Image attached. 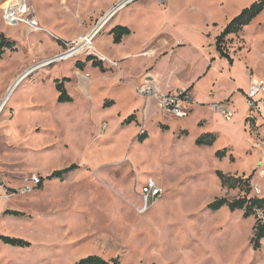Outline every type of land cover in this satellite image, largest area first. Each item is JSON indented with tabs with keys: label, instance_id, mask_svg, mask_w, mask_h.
Masks as SVG:
<instances>
[{
	"label": "rangeland",
	"instance_id": "rangeland-1",
	"mask_svg": "<svg viewBox=\"0 0 264 264\" xmlns=\"http://www.w3.org/2000/svg\"><path fill=\"white\" fill-rule=\"evenodd\" d=\"M8 1L0 0V29L20 46L17 54L8 51L0 60V89L27 55L22 27L5 24L3 8ZM47 1L57 13L65 12L71 18L73 9L75 16L81 11L76 4H84L81 0ZM110 1L93 0V5ZM30 2L38 16V0ZM221 3L224 0H176L170 15H162L145 2L133 10L136 16L141 8L147 17L175 21L177 36L196 39L202 33L215 35L218 27L214 23L221 25L225 19L226 5ZM231 9L228 7V14ZM135 15L127 20L138 28ZM76 27L70 21L59 25L69 33ZM245 31L251 53L241 52L245 46L240 37L227 44L231 55L240 52L232 79L223 69L230 66L229 61L223 58L218 64L225 74L213 90L219 98L235 86L247 92L250 74L264 79V15ZM143 33L157 34L151 30ZM35 37L45 51L51 50L54 41L47 32ZM101 46L107 50L109 43L105 40ZM246 62L257 66L249 72ZM195 63L196 69L201 68L200 62ZM71 65L72 60L63 61L48 69L50 73L33 71L13 93L0 118V190L7 198L1 200L0 235L29 243L12 246L0 241V264H75L92 255L118 259L119 264H264V239L258 249L252 244L256 218H244L242 211L228 207L210 208L217 199L245 195L239 189L223 187L218 172L244 178L254 173L250 196L254 195V178L264 195V174L257 172L260 150L249 134L244 94L230 105L235 113L231 122L208 108L213 115V131L209 132L216 131L217 140L213 146L200 147L197 128L190 127L189 135L180 133L175 119L171 130H164L161 113L151 121L124 125L131 114L122 122L121 118L133 106L138 107L142 98L133 86L125 88L113 76L92 73L93 98L80 96L71 88L75 103L61 106L50 82L54 77L70 78L74 74ZM210 79L200 86L202 99L212 96ZM107 100H115L116 105L105 107ZM10 107L16 116L11 115ZM256 118L264 135V106ZM141 127L147 131L143 140L138 135ZM72 165L79 169L63 179L46 180L41 188L35 186V179ZM149 180L163 192L146 205L143 187ZM6 210L24 216H4Z\"/></svg>",
	"mask_w": 264,
	"mask_h": 264
},
{
	"label": "crops",
	"instance_id": "crops-1",
	"mask_svg": "<svg viewBox=\"0 0 264 264\" xmlns=\"http://www.w3.org/2000/svg\"><path fill=\"white\" fill-rule=\"evenodd\" d=\"M26 1L28 5L33 9L34 6L31 4L30 0ZM120 1L121 0H111L109 3H98L95 6L93 5V0H81V2H83L84 4L77 3L75 6H79L81 11L79 9L80 12H78V15L75 16V9H73L74 17L71 18L69 17V14L65 12H61L60 14L57 13L56 9L50 7L51 2H48L47 0H38V16H36V19L38 25L43 28L44 31H33L25 24L15 26L22 27L21 30L24 31L23 39L25 40L24 43L27 47V55L22 57V61H20L16 71L11 73L2 89H0V102L8 93L9 89L15 83H17L23 75L29 72L37 63L61 54L65 50L64 43L76 41L84 35L91 33V31H93L95 27L107 15H109V13ZM175 1L176 0H168L165 5H161L154 0H137L117 12L94 40L95 49L101 55V58L104 59L103 66L106 69V72L103 73L99 68L93 67L91 62H87V58L89 56L86 55L67 60H72L71 67H73L74 74L70 78H67L70 80L65 82V89L67 90L69 96L73 99V102L59 103L58 101L59 92L56 88V80L62 82L63 79H65L63 77H54L50 82L53 88L56 90L55 101H57L58 104H63L61 106H70L75 103V96L73 92H76V94L80 96L84 95L87 98H93L91 88L94 81L91 79V74L95 72L99 74V76H113L114 78L121 80V82H123V87L125 88L128 86H133L136 94H138V89L146 83L156 85L162 93L183 90L189 91L192 94L195 103L192 106V113L188 118L181 120L178 119V131L180 133L185 131V134L189 135L190 127H195L197 128L196 138H199L201 135L206 134L209 131H213L211 130L213 127L212 113L215 116L220 115L213 110L212 105L214 103L224 101H228L232 104L234 103V100H236L237 97L240 96V93L244 94L246 100L247 93L246 90H244V88H242L241 86H235L233 91L222 98H219L216 96V94H214L213 90L217 86L216 83L225 77L224 72L218 70L220 68L218 64L222 62L223 58L217 50L216 39L219 35H221L226 26L242 12V10L250 7L258 0H224V3L221 4L223 6L226 5V9H224L225 19L221 25H219L218 23H214V26L218 27L215 35L212 37L206 36L205 33H202L196 39H185L177 36L174 30L176 28L175 21L170 20L167 23L166 20L164 22L160 17L157 16L147 17L144 13L142 14L141 8L138 9V14L136 16V12L133 10L135 6H140L138 5L140 2H145L146 4H153L155 8L161 11L162 15H170ZM221 1L223 0H218V3H220ZM228 7L232 8L231 10H233L231 14H228ZM40 12H42L43 14H40ZM134 15L136 17L135 23L137 22L138 28L134 25V21L127 20V17ZM263 15L264 12L250 25L260 22ZM78 20H80V22ZM68 21L73 22V24L77 26L76 30L70 33L65 32L59 28L60 23ZM250 25L246 26L243 32L239 35H231L228 38L231 43L234 38L240 37L243 40V46H245L243 47L241 52L244 51V53L246 54L251 53L248 51V48L251 49V47L244 39V35L246 32L245 30ZM116 26L127 27L132 32L131 35L125 37L120 44H114V38L111 35L112 29ZM148 30L155 31L157 32V34L152 36L146 34V36H144L143 32H146ZM0 32L4 33L7 38L12 40V36H10L9 34L7 35L4 30L0 29ZM43 32H47L49 35L48 38H51L54 41L53 47L48 52L45 51L39 44L41 42L40 38L35 37V34ZM209 37L211 38L210 40L208 39ZM105 40H107V43H109V48L107 50H103V46H101ZM16 43L17 47L20 46L17 41ZM10 53H12L14 56V54H17L18 51ZM238 53L235 55L232 54L233 56L229 53L230 57L233 60V63L231 64L229 62L230 66L227 65L226 68L223 67V69L227 70L226 75L230 77V79H232L230 75H232L234 65L236 63L235 57H237ZM13 56L10 57L12 58ZM111 61L116 62L118 66H112L110 63ZM196 61L201 63V68L196 69ZM78 62L86 64L82 69H80L77 67ZM132 62L135 63L133 67ZM58 64L59 63L53 64L49 67L40 68L38 70H44L46 72L49 71L47 73H50V70L48 69H50L51 67H56ZM245 66L246 70L250 72V70L254 69L257 64L249 65L246 62ZM213 72L218 73L214 76V78H211ZM30 76H28L17 87V89L22 86ZM250 76L251 78L247 89H249L250 87L252 78L257 77L252 76L251 74ZM207 79H210V92L212 93V96L202 99V97L204 96L202 94L200 86ZM71 88L73 89V92L71 91ZM141 98L144 100L141 99V103L138 107L137 105L133 106L131 111L125 114L123 118H121V122L127 117L129 113L136 117V121L138 124L142 122L143 119H146V121H151L154 117L161 113L158 110L156 101L153 98ZM107 101H113L114 106L116 105L115 100ZM208 108L211 109L212 113H210L211 111L208 112ZM10 111L12 116H16L17 113L15 109L10 107ZM12 111L14 112V114L12 113ZM134 111L138 112L135 113ZM161 114V116L163 117V119L161 120L162 126L167 127V130H171V125L173 123L172 121L175 119L166 118L163 113ZM209 133H215L216 135L218 134L216 131ZM253 182L254 184H257L255 178ZM261 197H264V195L262 194ZM2 199L6 200L7 198L5 195L3 197L2 190H0V206L3 204V202H1ZM241 214H243V211ZM3 215L5 216L4 213Z\"/></svg>",
	"mask_w": 264,
	"mask_h": 264
},
{
	"label": "built area",
	"instance_id": "built-area-1",
	"mask_svg": "<svg viewBox=\"0 0 264 264\" xmlns=\"http://www.w3.org/2000/svg\"><path fill=\"white\" fill-rule=\"evenodd\" d=\"M137 0H121L115 8L107 15L91 33L84 35L80 39L73 42L64 43L65 50L54 57L46 59L37 63L35 66L42 65L49 67L53 64L61 63L69 59H74L83 55L94 56L103 62V58L94 47V40L110 19L121 9L132 4ZM161 5H165L168 0H154ZM3 18L5 24L8 26H18L20 24L27 25L33 31H44L38 23L36 16L33 14V9L28 5L26 0H9L3 8ZM75 51L73 54H69ZM112 66L117 67L116 62H110ZM34 66V67H35ZM33 67V68H34ZM32 72L23 75L17 83H15L0 102V118L8 108V104L11 96L17 89V87L28 77ZM138 94L145 98H153L156 101L158 110L163 113L166 118L170 119H185L192 113V106L195 100L189 91H176L169 93H162L156 85L146 83L138 89ZM246 101L249 106V114L247 117V124L249 123V134L255 139V146L261 152V158L259 160L260 167L257 170L259 174H264V135L260 130L257 122V114L260 112V108L264 106V79L260 77H253L250 87L246 93ZM231 103L228 101L214 103L212 105L213 110L218 113L225 121L231 122L235 118V113L230 107ZM14 114V112L12 111ZM106 126H104L105 128ZM141 127L139 136H145L147 131ZM35 186L40 184L41 179H35ZM163 190L159 188L153 180H149L143 187V198L146 205L153 203L156 198L162 195ZM254 196L261 197L262 188L260 185H253ZM258 216L264 220V213L261 210H257Z\"/></svg>",
	"mask_w": 264,
	"mask_h": 264
},
{
	"label": "trees",
	"instance_id": "trees-1",
	"mask_svg": "<svg viewBox=\"0 0 264 264\" xmlns=\"http://www.w3.org/2000/svg\"><path fill=\"white\" fill-rule=\"evenodd\" d=\"M264 12V0H258L250 7L245 8L242 12L236 16L224 29V31L219 35L216 39V47L222 58L228 59L232 64L233 60L228 53L227 44L230 42L228 38L231 35H239L243 32L244 28L250 25L256 18H258ZM131 30L124 26H116L112 29L111 35L114 38V44H120L123 39L129 35H131ZM7 51L16 52L17 51V43L5 36L4 33L0 32V60L3 58ZM87 62H91L92 66L95 68H99L103 73L106 72V69L103 66V62L94 56H89L87 58ZM86 63L78 62L77 67L82 69ZM70 79H63L62 82L56 80V88L59 92V103H70L73 102V99L67 93L65 89V82ZM113 101H106L105 107L113 106ZM136 121V117L134 115L129 116L123 122L124 125L132 124ZM164 130L168 128L163 126ZM145 136H139V140H143ZM217 140V135L215 133H206L201 135L197 140L196 144L200 147L213 146ZM220 156V153H218ZM79 167L77 165H72L69 168L64 170L54 171L52 174L47 176L45 179L40 178L41 182L39 184V188L43 186V183L48 180H56L63 179L69 173L78 170ZM220 178L223 187H227L228 189H239L243 191L245 195L239 199L229 200L227 198L217 199L214 203L210 205L212 209H221L223 207H228L232 211H243L244 218L255 217L256 222L254 225V237L252 239V244L255 248H260L261 241L264 239V220L261 219L257 210H261L264 213V197L250 196L251 194V184L254 177V173L251 174L248 178L244 177H232L227 176L222 172L217 173ZM0 186H2L0 182ZM5 215H15V216H24L23 213L15 212V211H6ZM0 241L4 244H9L12 246H24L28 245L26 241L18 238H12L8 236L0 235ZM75 264H119L118 259L106 260L101 256L92 255L86 258H83L76 262Z\"/></svg>",
	"mask_w": 264,
	"mask_h": 264
},
{
	"label": "bare ground",
	"instance_id": "bare-ground-1",
	"mask_svg": "<svg viewBox=\"0 0 264 264\" xmlns=\"http://www.w3.org/2000/svg\"><path fill=\"white\" fill-rule=\"evenodd\" d=\"M75 51H73V52H71V53H69V54H73ZM40 68H43V66L42 65H38V66H35L34 68H32L29 72H33V71H36V70H38V69H40ZM29 72H27L26 74H28ZM25 74V75H26Z\"/></svg>",
	"mask_w": 264,
	"mask_h": 264
}]
</instances>
